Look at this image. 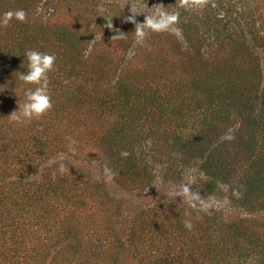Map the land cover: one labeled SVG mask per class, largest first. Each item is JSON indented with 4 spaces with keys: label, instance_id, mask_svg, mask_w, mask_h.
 I'll use <instances>...</instances> for the list:
<instances>
[{
    "label": "trees",
    "instance_id": "trees-1",
    "mask_svg": "<svg viewBox=\"0 0 264 264\" xmlns=\"http://www.w3.org/2000/svg\"><path fill=\"white\" fill-rule=\"evenodd\" d=\"M113 1L99 0L103 13H91L97 16L96 27L92 20L86 26L77 17V23L65 22L63 29L55 31L45 26L42 19L41 22H33L27 17L30 26L13 19L4 30L0 29V250L5 245L9 251H0V258L14 261L21 257V252H30L29 259L27 262L23 260V264H59L64 257L66 262L77 264L84 253H92L93 257V252L83 241L84 232L92 233V244L96 248L111 242L126 248L121 237L114 232L111 234L105 227V231L103 228L99 230L100 225L96 224L102 208L108 210L113 206L120 209L123 206L108 199L106 180L89 177L80 169H68L73 172L72 177L65 173V168L61 172L57 162L55 166L46 165L44 160L47 161L49 156L83 154L87 149L81 145L85 146L84 140L88 139V143L99 149L94 166L100 172H106L105 167L111 171V162H117L119 169L112 174L116 177L125 171L132 176V182L142 180L141 187L146 191L155 184L158 170L150 168L139 157L137 148L140 145L149 143L157 148L168 147L172 152L164 155L159 152L163 159L159 170L180 171L174 165L181 160L175 158L174 153L183 155L188 145L194 146L198 135L202 137L204 128L217 132L220 128L230 127L234 128L233 139L237 138V133L248 132L239 140L230 141L228 135L221 142L234 146L232 150L226 148L225 143L222 147L216 146L223 148L221 151L214 153L210 150L207 153L196 144V155L204 158L200 163L199 156L196 157V186H201L203 190L199 193L207 196L218 197L219 193H225L232 208L251 215L250 220L223 216L222 209L196 207V257L188 246L187 259H190V264H253L255 259L254 264H264V239L255 240L257 231L252 233L250 226L253 213L264 214V138L260 136L264 133V98L251 97L249 102L240 105L238 100H243L239 97L243 89L237 76L231 77L229 73L225 80H216L217 76L210 72L208 77H192L188 82L186 74L195 70L196 63L186 65L188 69L185 70L181 59L193 51L198 41L211 39L210 45L217 47L236 44L234 38L243 35L245 26L254 19L257 7L247 0H187L191 6L185 7H181V0H155L167 11L179 13L178 22L172 26L185 43L174 37V40H169L165 33L160 32L151 33L143 44H138L132 32L135 27L123 20L125 7L122 5V10H118L110 6ZM1 3L3 13L15 9L26 11L32 2L0 0ZM148 7L152 10V3ZM117 17L119 21H114ZM106 19L111 21L112 29L106 27ZM121 23L125 24L120 28ZM70 25L81 30L77 37H72ZM23 27L37 30L43 37L50 35L59 44L68 43L69 52L55 53V64L62 68L60 72L66 78L62 81L49 78L52 108L42 116L17 123L12 120L11 113L24 103V89L34 87L19 80L20 72L25 71L23 62L28 63L24 53L30 49L23 39L19 40ZM34 42L31 45L51 54L48 40ZM143 51L145 62L153 70L149 77L139 70H127L138 53ZM119 52L133 55L123 57L118 67L114 63ZM177 57L179 59L175 61ZM95 63L98 65L94 69ZM76 77L78 85L74 82ZM185 101L192 109L183 108ZM191 119H196L198 126L193 132L184 131ZM107 122L108 127L100 135L102 138L94 139V130L104 127ZM165 132L168 137L160 140L158 137ZM70 141L76 143L70 146ZM259 141L263 146L257 152L255 146ZM124 142L132 145V149H123ZM240 147L247 148V153L237 149ZM146 150L150 147L146 146ZM160 150L163 151L162 148ZM122 152L128 155L122 156ZM11 153L20 157L16 164L8 161ZM39 158L42 162L37 164ZM42 163L45 167H41ZM153 164L157 167L155 162ZM240 171L242 174L238 175ZM36 176L42 180H31ZM171 200L170 203L159 202L151 213L145 209L136 211L138 222L132 226L126 243L139 264H155L152 262L154 253H158L157 264H182L184 254H163L159 246L150 248L144 241L145 230H160L165 236L175 233L177 237L173 240L176 243L188 240L186 237L190 230L184 222L190 220L184 215L185 207L178 205H181L180 201ZM84 210H87L84 223L76 226V218ZM25 216L30 218L27 223L23 221ZM54 219L60 224L56 226ZM69 220L74 221L69 225ZM110 222V219L104 221L105 225ZM260 224L264 227V216L260 217ZM27 229L35 232L40 229L47 235V240L29 246L26 244ZM257 255L259 261L255 257Z\"/></svg>",
    "mask_w": 264,
    "mask_h": 264
},
{
    "label": "rangeland",
    "instance_id": "rangeland-1",
    "mask_svg": "<svg viewBox=\"0 0 264 264\" xmlns=\"http://www.w3.org/2000/svg\"><path fill=\"white\" fill-rule=\"evenodd\" d=\"M32 3L27 6V10L25 11L27 14V17H30L33 22H41V19L46 26H50L53 30H60L63 29V25L65 22L68 24L71 23H77L76 20L77 17H79L86 26H89V23L91 21L92 25L96 27V15H91V13H96L97 15H101L103 13V8L99 7V0H30ZM250 1V4L257 7L254 15V19L244 28L243 35L239 37H235L234 40L236 41V44L232 46H225V47H217L212 46L210 43L213 40L209 41H198L196 42L194 48L192 49V52H188V54H184L185 56L181 58L183 60L185 70H187V66L189 64L196 63L195 70L190 71L187 73V78H189L187 81L190 82L191 78L194 79L200 77L203 79L208 73L213 72V75L217 76L215 77L216 80H225L227 77V73L231 75V77L237 76L238 80L240 81V86L243 89L241 92V95L239 97H242L243 100H238V103L243 104L245 102H249L252 98L259 100H263L264 98V0H247V2ZM152 3V7H161L159 6L155 0H115L113 1L110 6L122 10V5L125 7L124 11V17L123 20L127 24L131 25L132 27H135V25L128 21L129 16H134L136 22L142 23L145 20V17L147 15H150L152 10L148 7L149 4ZM156 4V5H155ZM50 6L52 8H50ZM163 7V6H162ZM2 10V3L0 5V13ZM114 21H119V18H115ZM25 26H30L29 21L26 19ZM121 23L120 28L124 27ZM5 27H0L1 30H4ZM83 27V24L81 25ZM72 32V37L78 36V34L81 33L80 29H76V27L73 25H70V29ZM166 35V38L171 40V38H178L179 42H184L182 39V36L177 32L176 28L173 26L170 27L169 30L163 32ZM240 36V35H239ZM68 39L70 38V35L68 34ZM23 39L25 43L27 44L30 49H35L38 51H41L39 47L35 45H31L32 43H35V40L38 41H49V44L47 45L49 48V51L51 54L58 53V51L61 53H65L66 51L69 52V47H67L68 43H62L59 44L58 41H55L50 35H47L43 37L39 32L32 31L31 28L23 27V30L21 34H19V40ZM173 38V40H174ZM113 42V41H112ZM185 43V42H184ZM186 47V46H185ZM61 48V49H60ZM112 49V47H110ZM113 52V50H112ZM139 56H137L129 65L127 68L128 71L133 70H139L143 72L147 77L151 76V73L153 70L147 65V63L144 60L145 57V51L139 52ZM133 54H128L125 52H119L118 55L115 57V63L116 66H121L120 61L123 57H129ZM179 57L175 58V61H177ZM100 63V62H99ZM98 63H95L92 68L95 69L97 67ZM24 70L26 71L27 65L23 62ZM62 68H60L58 65L55 64L54 71L50 72L49 78H53L55 80L62 81L66 78V76L62 77V74L60 72ZM160 67L156 70L159 71ZM152 71V72H151ZM59 72V73H58ZM254 72V73H253ZM115 73V72H114ZM155 73V72H154ZM118 72L116 73V75ZM62 77V78H61ZM78 77L74 79V82L76 85H78ZM55 85V84H54ZM56 89V88H54ZM170 97V96H169ZM175 98V96H172V99ZM209 100L206 99V102ZM183 107L185 110H190L192 108L188 107V102H184ZM235 112L238 114L239 110L236 109ZM190 125H187L184 131L190 130L193 132L194 127L198 126L196 122V119L194 120H188ZM111 124V123H110ZM109 122L103 124L104 127L102 128H96L94 139L102 138L100 135L103 131V129L108 127ZM230 127H224L220 128L215 131L207 129H203L201 131L202 137L198 135L197 139L198 142L195 143V145H188L185 149V153L182 154H176L174 153V157L178 160H181V163L176 164V168H178L180 171L173 170L172 172H166V171H160V161L163 160L162 157L159 155V152H161L163 155L170 151V149L166 146H160L157 148V146L149 145V143H145L147 147H150V150H146L145 145H140L137 148V152L140 154V158L147 162L148 166L150 168H154L157 174V179L155 184L151 186L146 191L143 186V181L140 179H137L136 181L132 182V176L129 173H126L124 171L123 174L118 175L116 174V177L112 174L114 170H118L119 167L117 162L112 161V170L109 172H100L99 169H97V166H94L96 164L95 158L98 155L99 149L94 146V144L88 143V139L84 140L87 144L81 145L82 148H86V151H83L84 153H75L76 155L72 156H65V155H57V156H49L48 160H44L46 165H54L56 162L58 164L63 163L65 165V169L67 172L66 174H70L72 177H74L73 172L68 171L73 169H80L82 172L86 171L88 173V176H93L97 180L105 179L108 187L105 189V192L107 194H110L108 198L112 203L116 202L120 203L121 208L120 209H114L113 206L110 207V209L106 210V208H102V210L98 213L101 214L97 216L98 223L100 225L99 230L102 228H108L112 234L116 236L121 237V240L125 242L126 248L122 247L121 245L111 242L105 243L101 247H97L96 245L92 244L94 241L92 240L93 236L92 233L89 235V232H84L83 241L85 242L87 248L93 252V257H91L92 253H84L81 260H77V264H139L138 260L133 257L132 249L130 246L127 245L126 239L129 232H132V226L138 222V218L136 215V211L139 209H145L146 212L150 211L154 212L156 204H164V202H172L173 200H178L181 202L178 204L179 206L185 207L183 210L184 215H187L191 224L192 228L190 229V234L188 237H186L188 240H184V242H175L176 240H173L177 237L175 233H172L169 236L161 235L160 230H145L144 233V241L147 246L150 248H153L154 245L159 246V249H163V254H172L173 256H179L184 254V259H182V264H190V259H187L189 254L187 253L188 246L193 251V257H196V217L198 214L196 213V207H203V208H213L214 210L222 209L221 212L223 216L226 215H232L233 218H239L242 220H247L251 215H248L246 212H240L238 209L232 208L233 205H231L229 197L225 196V193H219L218 197L214 196H207L204 193H199V191L203 190V188L200 186H196V168H197V162L196 157H198L199 162L201 163L202 156L196 155V144L200 146V150L203 152H218L221 151L223 148H218L216 146L224 145L226 142L221 143L222 141L226 140L229 135L230 141L239 140L241 136H244V134L248 133L244 131L243 133L239 134L237 133V138L233 139L232 134L234 132V128L229 129ZM237 130V129H236ZM264 133L260 136L264 138ZM168 137V133H164L163 135H160L158 138L160 140L165 139ZM264 142V139H262ZM67 143L69 141H66ZM195 142L192 140V143ZM158 143V142H157ZM201 144V145H200ZM226 148H229L230 150L233 149L232 146L227 144ZM90 146H93L92 148ZM263 145L259 141L258 144L255 146L256 151L260 149ZM123 149L126 147L127 149H132V145H129L128 142L122 143ZM259 147V148H256ZM163 149L161 151L160 149ZM239 150H243L245 153H247V148L240 147L237 148ZM261 150V149H260ZM118 152H121L120 149H117ZM180 150H178L179 152ZM90 154V157L88 155ZM10 154V152H9ZM93 154V155H92ZM121 154V153H120ZM205 154V153H204ZM203 154V155H204ZM207 154H205L206 156ZM150 156H153L154 158H151ZM109 157L110 154H109ZM19 156L15 155L14 153H11V156L9 157L8 161H11L12 163H17L19 161ZM39 160L36 162L41 163L42 160ZM6 160V159H5ZM189 161L191 162L190 164ZM156 163V166H154L153 163ZM45 164L42 163L41 167H45ZM137 164H140V162H137ZM71 166V167H70ZM117 167V168H116ZM121 168V167H120ZM44 169V168H43ZM104 173L106 175H104ZM116 173V172H115ZM68 174V175H69ZM242 174V171L238 172V175ZM109 176H111V179H109ZM115 178V179H114ZM33 179H39L40 176L33 177ZM86 179V182H88V179ZM117 179V180H116ZM94 181L91 182L93 184ZM82 186V185H81ZM185 188H187V191H185ZM229 193V192H228ZM114 201V202H113ZM187 205V206H185ZM62 212V211H61ZM87 210L81 211L80 215L76 218V226H79L81 223H84V219L86 216L85 213ZM241 213V214H240ZM64 215L65 211L63 212ZM240 215V216H239ZM264 216L263 213L260 214V212H255L252 215L250 226L252 228V233H255V230L257 231V238L255 240L264 239V227L260 224V217ZM58 217L64 218L65 216L59 215ZM151 217V215H150ZM203 217V216H202ZM55 218V215H54ZM69 218V217H68ZM206 218V217H203ZM53 219V218H51ZM110 219L111 222L107 223L108 225H105L104 221ZM30 218L24 217L23 221L25 223L28 222ZM250 220V219H249ZM74 221V220H73ZM72 220H69V225L72 224ZM55 222V225L57 226L58 222L57 220H53ZM137 229V228H136ZM136 233H140V230H136ZM105 231V229H104ZM143 230H141L142 232ZM251 232V229L250 231ZM26 233V244L29 246L37 245L41 241L45 242L47 240L46 236L43 231L40 229L35 231H30L27 229L25 231ZM193 234V235H192ZM194 236V237H193ZM247 240V239H246ZM191 241L192 243H190ZM175 243V244H172ZM177 244V245H176ZM180 245V246H179ZM187 247V249H186ZM0 251H8V248L4 245L1 247ZM59 251V250H56ZM162 250L159 252L161 254ZM21 257L17 260L9 259V261L2 260L0 258V264H4L5 262H12V264H23L22 261H26L29 259L30 252L22 253ZM188 255V256H187ZM59 256L62 257L61 254ZM160 256V255H159ZM259 261V256H255ZM63 258V257H62ZM189 258V257H188ZM192 260V258H191ZM152 262L157 264L158 261V253H154V256H152ZM253 262V261H252ZM256 262V259L254 260ZM253 262V264H254ZM50 264V263H47ZM54 264H57L54 263ZM59 264H72L71 262H66V258L64 257L62 261H60Z\"/></svg>",
    "mask_w": 264,
    "mask_h": 264
},
{
    "label": "clouds",
    "instance_id": "clouds-1",
    "mask_svg": "<svg viewBox=\"0 0 264 264\" xmlns=\"http://www.w3.org/2000/svg\"><path fill=\"white\" fill-rule=\"evenodd\" d=\"M185 6L191 5L187 4V0H181V7ZM13 19L24 22L27 19V14L23 9L4 11L0 13V27L7 26ZM127 19L135 25L134 31H132L135 41L138 44H143L151 33L165 32L176 24L179 19V13L169 12L161 6L153 7L151 14L147 15L142 23L136 22L134 16H129ZM106 20L108 21L106 27L112 29L111 21ZM115 36H118V34ZM24 58L28 61L27 70L20 72L19 80L26 85H33L34 87L24 89V103L18 105V110L11 113L12 120L17 123H23L42 116L52 108L51 96L48 92V74L54 71L56 55L28 49L24 53ZM75 143V141H70V146ZM70 150L74 151L71 147ZM121 155L127 156L128 153L122 152ZM64 167L63 163L59 164L61 172ZM105 171L108 172L110 170L105 167ZM109 179H111V176H109ZM185 191H187V188H185ZM184 223L189 230L192 228L190 221H185Z\"/></svg>",
    "mask_w": 264,
    "mask_h": 264
}]
</instances>
